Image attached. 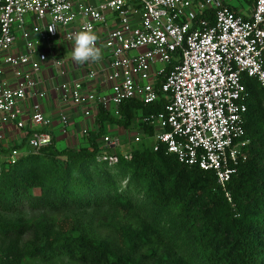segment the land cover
Segmentation results:
<instances>
[{
  "label": "trees",
  "instance_id": "16d2710c",
  "mask_svg": "<svg viewBox=\"0 0 264 264\" xmlns=\"http://www.w3.org/2000/svg\"><path fill=\"white\" fill-rule=\"evenodd\" d=\"M242 82L246 158L229 198L213 171L148 140L155 129L141 117L163 109L162 95L124 100L118 115L99 106L97 129L76 146L52 138L34 151L26 141L14 163L5 157L19 146L1 147L0 264H264V91L253 77ZM134 122L139 145L102 158L105 126Z\"/></svg>",
  "mask_w": 264,
  "mask_h": 264
},
{
  "label": "built area",
  "instance_id": "2783aa9c",
  "mask_svg": "<svg viewBox=\"0 0 264 264\" xmlns=\"http://www.w3.org/2000/svg\"><path fill=\"white\" fill-rule=\"evenodd\" d=\"M99 26L104 28L96 43L106 54L86 76L100 73L108 92L91 90L87 80L74 77L51 91L81 106L84 117L99 106L118 115L124 100L150 103L164 96L163 109L141 121L154 127V140L180 162L213 171L229 198L226 185L246 158L242 75L255 78L264 91V0H253L248 15L223 0H0V76L8 68L13 77L12 84L0 78V124L23 130L34 151L53 138L52 119L40 103L50 89L37 75L48 61L57 73L64 72L54 41L71 42L75 33ZM18 40L21 50H16ZM29 96L34 99L26 122L22 103ZM58 123L60 133L68 134V115L60 112ZM2 140L0 131V158ZM117 144L116 136L99 138L101 149ZM19 154L12 148L6 161L14 163ZM101 157L116 158L114 151Z\"/></svg>",
  "mask_w": 264,
  "mask_h": 264
},
{
  "label": "crops",
  "instance_id": "0c3cea01",
  "mask_svg": "<svg viewBox=\"0 0 264 264\" xmlns=\"http://www.w3.org/2000/svg\"><path fill=\"white\" fill-rule=\"evenodd\" d=\"M97 1V0H94ZM226 5H228L230 8L235 10L236 12H239L244 15H248L252 9L253 0H243L239 2L238 5H233L228 0H223ZM109 26L114 25V20L111 18V15H109ZM104 26H99L96 31H94L95 35L97 37L101 36L102 30ZM59 38H57L54 41L53 44V51L55 55H64L62 56V59L64 60V72L62 74L57 73L55 68L51 65L50 61L46 62L40 72L38 73V77L40 78L41 85L43 87H46L50 89L48 96L40 101L41 108L44 114L52 119V124L49 127V131L52 134L55 142L57 140H63L66 145H69V140L72 141L79 140V137H81V140H83V134L86 133L89 130H95L97 129L98 125L95 122V114L93 113L90 117H84L81 114V106L74 105L71 103L68 99L62 100L59 98L58 95H56L54 92H52V86L62 80L68 79V78H76L80 80H87L85 83L87 87L91 90H95L102 93H107L108 88L102 81V75L99 73L95 78L88 79L86 76V72L88 67L91 65L97 66V62H87V63H81L78 64L74 62L71 59V51L73 47V40L71 42H65V44L61 45L59 44ZM16 50L22 49V42L18 40ZM102 49V58L106 54V49L99 44V46ZM61 57V56H60ZM2 80H4L8 84L13 83V77L11 74V71L8 68H5L0 76ZM33 97L29 96L23 101L24 111H25V120L26 122H29V118L27 114L29 113L30 104L33 101ZM60 112H64L69 117V126H68V134L63 135L60 133V124L58 123V114ZM106 129L108 132L114 133V131L117 130V132L123 130L124 132L126 129H123L121 126H117L115 124H107ZM0 131L3 134V140H2V147L8 148L13 146H19L16 147V149L20 152L22 151V147L26 144L27 136L26 133L23 130L15 128L13 125H1L0 124ZM122 133V131H120ZM70 136V137H69ZM117 137V135H114ZM77 142V141H76ZM74 143V142H73ZM21 145V146H20ZM77 145V144H76ZM75 145V146H76ZM123 154L127 153L128 150L121 151Z\"/></svg>",
  "mask_w": 264,
  "mask_h": 264
},
{
  "label": "clouds",
  "instance_id": "9594fccd",
  "mask_svg": "<svg viewBox=\"0 0 264 264\" xmlns=\"http://www.w3.org/2000/svg\"><path fill=\"white\" fill-rule=\"evenodd\" d=\"M96 42L97 36L90 28L75 33L71 59L78 64L99 61L103 53Z\"/></svg>",
  "mask_w": 264,
  "mask_h": 264
},
{
  "label": "rangeland",
  "instance_id": "374dc122",
  "mask_svg": "<svg viewBox=\"0 0 264 264\" xmlns=\"http://www.w3.org/2000/svg\"><path fill=\"white\" fill-rule=\"evenodd\" d=\"M243 0H228V2H230L233 5H238L239 2H241ZM64 39H62L60 37L59 44L63 45L65 44V42H63ZM59 56H64L59 54ZM160 66L159 64L157 65V67ZM120 131H122V133H120ZM119 132L114 131V133L112 132H106L105 134H109V135H117V139H118V144L116 145V147L114 149H111V151H115V150H119V151H124V150H128V152L130 151V149L133 146L139 145V141L142 140V138L144 139V135L142 133V131L140 130V128L138 127V125L134 122V124L125 132L123 130L120 129ZM137 136L139 139L138 140H134V137ZM70 137V136H69ZM149 141H154V136H151L150 139H148ZM77 141V142H76ZM74 142V143H73ZM80 142H82L81 137H79V140H74L72 141L71 139L69 140V145L70 146H75L76 144H79ZM56 145L58 147H63L66 145V143L63 140H57L56 141Z\"/></svg>",
  "mask_w": 264,
  "mask_h": 264
}]
</instances>
